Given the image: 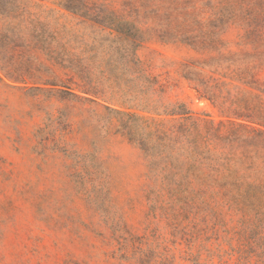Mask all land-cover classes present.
<instances>
[{
	"label": "rangeland",
	"instance_id": "rangeland-1",
	"mask_svg": "<svg viewBox=\"0 0 264 264\" xmlns=\"http://www.w3.org/2000/svg\"><path fill=\"white\" fill-rule=\"evenodd\" d=\"M126 50L161 111L219 129L218 181L172 190L140 145L150 131L113 110L180 117L93 102L54 60L92 78ZM260 101L264 0H0V264H264V126L235 114Z\"/></svg>",
	"mask_w": 264,
	"mask_h": 264
},
{
	"label": "trees",
	"instance_id": "trees-1",
	"mask_svg": "<svg viewBox=\"0 0 264 264\" xmlns=\"http://www.w3.org/2000/svg\"><path fill=\"white\" fill-rule=\"evenodd\" d=\"M124 37L125 39L133 38L129 35ZM136 48L137 46L135 50ZM135 50L133 54H129V50L124 51L118 59L109 58L104 70L98 75L92 73V78L82 64V60L70 56L67 51L54 60L61 70L68 72L64 73L65 76H72L69 80L76 78L85 83L84 86L77 83V86L82 89L80 92L91 96L93 102L104 99L116 102L127 109L136 108L142 113L154 116L180 117L182 121L179 125L166 129L162 126L163 123L153 117L113 110L116 114L127 118V126L141 123L145 130L150 131L145 138H141L140 145L149 157L155 159L154 166L161 168L163 180L172 190L179 191L191 184L193 180L203 188L211 182L218 181L217 165L220 161H224V154L219 152L220 142L223 141L219 129H215L208 121L194 120L182 105L165 107L161 111L162 106L155 104L152 98L158 90H161L160 92L163 90L160 87L157 89L158 80L143 68L142 62L134 54ZM120 51L121 49H118L117 53ZM186 78L193 81V78ZM58 83H61L59 86L66 87L60 78ZM91 83H95V86H90ZM196 83H199L198 92L218 106L219 86L210 87L208 82L204 81ZM75 96L81 98L78 95ZM260 102L262 105L258 108L246 106V114L237 112L235 114L238 117L253 120V113H256L257 121L264 126V102ZM260 135L264 136V131H260ZM131 138L136 140L133 135Z\"/></svg>",
	"mask_w": 264,
	"mask_h": 264
}]
</instances>
